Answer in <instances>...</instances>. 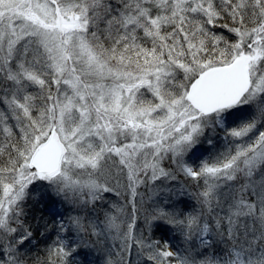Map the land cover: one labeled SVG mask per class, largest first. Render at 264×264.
Here are the masks:
<instances>
[{
    "label": "snow or ice",
    "instance_id": "snow-or-ice-1",
    "mask_svg": "<svg viewBox=\"0 0 264 264\" xmlns=\"http://www.w3.org/2000/svg\"><path fill=\"white\" fill-rule=\"evenodd\" d=\"M0 264H264V0H0Z\"/></svg>",
    "mask_w": 264,
    "mask_h": 264
}]
</instances>
